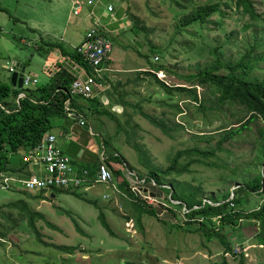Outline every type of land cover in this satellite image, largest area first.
<instances>
[{
    "label": "rangeland",
    "instance_id": "374dc122",
    "mask_svg": "<svg viewBox=\"0 0 264 264\" xmlns=\"http://www.w3.org/2000/svg\"><path fill=\"white\" fill-rule=\"evenodd\" d=\"M83 1L85 3L86 0ZM177 1L191 8L199 1L204 5L211 0H191V3H187L186 0H96L93 6H89L94 14L93 24L102 25L101 33L103 30L115 41L113 51L108 58L111 64L106 67L108 66L106 61L100 76L106 75L113 85L121 82L126 84L131 80L130 84L121 89L129 94L127 100L132 107L139 105L142 113L158 122L164 121L168 129H176L177 125L186 127V130L178 129L167 135L142 119L138 110L127 111L132 116L129 121L124 116L125 110L120 115L115 114L109 105L104 106L108 114L106 117L95 119L87 116L93 131L99 136L102 135V137H93L92 141L87 142L90 148L94 150L97 145L98 150L106 154L118 151L128 164L134 167L133 171L139 177L142 176L141 179L147 177L148 173L143 163L166 168L170 165V157L178 152L193 148L199 143L202 147L208 146L206 140L200 139L205 137L201 136L215 135L228 121L233 122L231 116L240 114L242 109H228L216 117L210 113L203 114L190 104L189 98L167 97L153 78L146 77L138 82L137 74L149 70L150 63L153 66L165 65L181 74H188L200 67L204 68L213 59L209 54L208 46L223 43L225 36L232 32L235 33L236 43L226 50V59L231 61L239 59V55L246 50L247 44L253 42V36L263 40L262 30L254 31L252 27L245 30L244 26L249 19H243L236 11L226 9L224 6L226 17L223 19L224 25L221 29L209 24L203 31L197 32L195 28H189V33L186 30L178 32L185 11L178 6ZM254 1L259 13L264 14V0ZM109 4L114 7L112 13L107 10ZM1 6H4V3L0 0V78L5 83H11L12 76L5 66L10 67L14 64L25 67V73L39 82L31 88L50 83L46 67L53 62L54 52L46 46L42 48L41 43L38 42H41L42 38L46 42L61 43L62 41L63 46L69 49V41L75 45L81 44L87 31L92 27V20L87 17L86 9L78 17L72 15L71 0H18L17 3L16 0H12L11 5L5 7L6 11H3ZM212 19L215 21L219 16L215 15ZM136 23L141 30L145 28L146 32L134 35L132 28ZM38 30L42 33L40 34ZM153 47L162 50V56H156L149 51ZM145 55H148V61ZM251 75L264 78V63H258ZM158 78L170 86L183 84L178 75L168 71L160 73ZM111 86L107 83L103 87L104 92L111 90ZM100 92L97 97L103 101V97L101 98L103 91ZM205 93L210 100L211 90L199 89L200 95ZM111 101L113 104L112 98ZM81 104L87 106L88 102ZM172 106H179L185 111V116H178V111ZM207 108L209 109V105ZM116 117L123 126L122 133L113 139L112 137L117 134V127L111 118ZM213 122L215 126L208 127ZM129 124L132 129H125ZM256 124L259 123L255 122L251 126L252 131H246L238 141H232L224 146V152L218 154L219 159L216 160L218 164L232 162L245 166L252 163L257 155V147L253 144L255 137L258 136ZM259 127L262 125L260 124ZM78 132L81 131L75 129V133ZM127 136L131 138L128 139ZM103 140H107V148L103 145ZM217 140L212 143L216 144ZM71 147L75 150L71 153L72 156L77 158L79 156V152L76 154L77 147L75 145ZM22 155L23 151L12 157L13 165L22 163ZM139 155L144 162H140ZM91 156L95 158L94 155ZM183 160L184 158L181 161ZM111 165L120 173L115 177L118 182H127L129 187L134 184L145 190L146 194L155 193L157 202L148 205L155 208L161 220L173 225L180 223L184 229H174L170 224L164 225L155 217L142 214L143 230L141 231L136 219L139 215L131 208V203L137 198L141 200V196L136 195L133 199L121 188V192L116 194L112 187L105 184L96 185L89 193L83 192L85 186L94 185L93 181H85L77 189L81 194L83 193L85 200L65 192L57 194L55 199L45 200L34 192L20 194L12 190H0V226L7 228V241L0 239L2 243L0 264H125L126 261L138 264H223L224 259L227 260V264H239L238 258L224 253V248L218 244V241L209 244L202 233H195L201 224L189 225L186 214L191 212L185 208H173L182 203H168L170 195L164 193L165 190L158 189L152 180L144 185H138L137 180L130 177L127 170L129 167L126 164L112 162ZM263 167L264 165H258L252 172L257 173L258 169ZM190 169L191 171L179 176L178 179L187 185H202L206 193L204 198L206 201L209 195L223 193L228 187L230 190L237 187L235 181L232 184L221 183L224 168H209L197 163L190 166ZM252 172L249 170L243 176L253 175ZM166 185L172 186L169 181ZM107 191L110 192L106 193ZM105 193L110 194L111 198L105 199ZM87 200H93L99 205L105 204V209L95 210V206L90 205ZM245 200L249 201V210H258V207L264 203V194L257 196L246 193ZM20 202H26L31 212L43 216L34 221L43 243L38 241L37 233L29 229L28 219L20 215L22 206L17 208L9 206ZM99 210L104 213L113 235L102 226ZM175 210L177 215L173 212ZM180 218L182 222H177ZM218 223L219 220L214 218L211 227ZM252 227L258 232L261 228L260 222ZM237 235L231 238L233 242L237 241ZM257 235L245 241L249 246L247 249L241 251L237 248L238 253L246 254V264H264L263 243L257 244L254 241ZM63 247H75V253L68 254L62 250Z\"/></svg>",
    "mask_w": 264,
    "mask_h": 264
},
{
    "label": "trees",
    "instance_id": "16d2710c",
    "mask_svg": "<svg viewBox=\"0 0 264 264\" xmlns=\"http://www.w3.org/2000/svg\"><path fill=\"white\" fill-rule=\"evenodd\" d=\"M186 1L187 3H191V0ZM177 4L185 11L184 16L180 20L178 32L186 30L189 33V28H195L197 32L199 30L203 31L209 24L216 25L221 29L224 25L223 19L226 17L223 9L224 6L226 9L236 11L243 19H249V22L244 26L245 30L251 27L254 31L262 30L263 40L253 36V42L247 44L246 50L239 55V59L231 61L230 59H226V50L236 43L234 41L235 33L232 32L230 35L225 36L223 43L216 46H208L209 54L213 59L204 68L200 67L196 71L188 74H181L173 69H169L165 65L153 66L150 63L152 69L150 68L145 72H139L137 74L138 82L144 80L146 77L153 78L156 85L164 91L167 97L185 96L189 98L190 104L195 106L198 112L203 114L210 113L216 117L228 109H242L240 114L231 116L233 122L228 121L224 126L220 127L215 135L201 136L205 137L200 139L203 141L206 140L208 146L202 147L198 142L199 144L195 147L178 152L175 156L170 157V165L166 168L148 166L146 163H143L148 172L144 180L146 183L152 180L157 184L158 189L165 190L166 192L164 191V193L170 195L169 200H167L168 203H172V200L182 202V204L175 205L173 208H185L191 212L186 214L190 223L189 225L194 223L201 224L195 233H202L207 238V243L211 244L218 241V244L223 246L224 253H228L236 259L238 258L239 264H246V254L243 252L238 253L237 248L241 251L247 249L249 246H247L248 243L245 244V241L257 234L261 235H257V239L254 240L255 243H263L264 247V203L258 207L257 211H251L249 210V201L245 200L246 193L248 195L257 194V196L264 194V167L258 169L257 173L252 172L256 170L258 165H264V78L251 75L252 70L258 63H264V14L259 13L254 0H211L210 3L204 5L199 1L196 6L194 5L191 8H188V5H183L181 1H177ZM3 11L6 10L3 9ZM215 15H218L219 19L214 21L212 18ZM138 25L136 23L132 28L134 35H140V33L146 32L145 28L141 30ZM101 35L109 38L112 43L115 42L108 34L103 32ZM253 35H255V32ZM46 45L49 49L57 50L63 60L68 59L71 64L82 69L84 74L91 79L95 86L105 87L107 83H110L112 85L110 88L112 91L106 90L103 93L107 95L108 101L111 103L112 98L115 106L123 107L125 110L124 116L129 121L132 116L127 111L132 109L138 110V114L142 119L163 131L164 134L170 135L169 133L175 132L178 129L186 130V127L182 125H177L176 129H168L164 121L158 122L156 119L142 113L139 105L132 107L127 100L129 94L121 89L130 84L131 80L126 82V84H122L121 82L113 85L106 75L97 77L94 69L78 50L68 51L61 44L46 43ZM149 51H152L156 56H162L163 54L162 50L154 47ZM144 57L146 60L149 59L148 55ZM58 65L59 69L50 83L34 89L29 87L28 89L18 90L13 88L11 83H5L0 78V176L5 174L19 178H28L33 174L40 173L39 168L34 166L31 161H24V157L30 155L32 151L41 146L48 136H54L58 143V138L54 133L59 130L64 131V128L61 129L63 123L68 121L70 123L75 122L80 124L79 121L71 119L66 113L68 103L70 104V111H74L76 116L81 118L84 123L83 127L87 130L89 129L87 123L88 115L95 119L104 118L108 115L104 110L103 102L97 96L90 98L71 97L70 87L79 78L70 73L67 68L63 67L62 63ZM8 71L11 73L10 69ZM165 71L178 75L179 79L183 81V84L181 86H170L160 80L158 74ZM200 88L211 90L212 96L210 100L207 98V93L203 95L199 94ZM20 94H25V98L19 100ZM79 100L87 101L88 105H80ZM162 104L167 106L165 103ZM207 105H209V109ZM172 107L178 111V116H185V111L179 106ZM111 119L117 127V134L112 137L115 139L122 133L123 125H121L117 117ZM255 122L259 123L256 124L258 127V136L255 137L253 142L254 147H257V155L253 158L252 163L246 164L245 166L232 162L218 164L216 160L219 159L218 154L224 152V146L232 141H238L246 131L251 132V126ZM214 123L208 127L215 126L213 125ZM260 124L262 127H259ZM125 129L132 128H130L129 124V127H125ZM127 138L130 139L131 137L127 136ZM215 140H217V143L213 144L212 142ZM106 141L103 140L105 148L108 146ZM57 145L60 147L59 143ZM22 151V163L13 165L12 157ZM107 156V161L109 162L124 163L130 170L134 169L116 150L107 154ZM139 157L140 162H144L142 156L139 155ZM183 158L184 160L181 161ZM212 159H215V161H212ZM197 163L208 166L209 168H224L221 183L232 184L235 181L237 187L234 190H230L228 187L223 193L209 195L206 201L204 199L206 193L202 185H187L181 183L178 179L179 176L191 171L190 166ZM98 165L99 163L85 164L84 166L72 162V166L79 173L82 169L89 171L87 180L90 181L95 180L96 172L99 168ZM249 170H251L253 175H249L248 177L246 175L243 176ZM113 174L114 177H118L120 173L113 169ZM240 178H242L241 181ZM168 181L172 186L167 187L166 184H168ZM119 186L131 198L135 199L136 195L131 191L127 182L120 183ZM60 192H65V190H54L55 194ZM22 193L25 194L26 192ZM131 204L133 211L139 215L136 219L141 231L143 230L141 226L142 214L155 217L164 225L170 224L169 222L161 220L155 208L147 206L144 201L137 198ZM20 205L22 206L20 215L28 219L29 229L37 233V239L41 242V237L38 235L34 221L36 218H43V216L31 212L26 202L9 204L10 207L14 208L20 207ZM173 212L177 215V210ZM99 217L101 218L102 226L113 235L105 220V215L100 213ZM214 218L219 220V223L211 227ZM8 219L10 218L8 217ZM178 221L182 222L181 218L179 220L177 219ZM243 222L244 224H240ZM258 222H260L261 228L256 232L252 226H255ZM170 225L174 229H184L180 223ZM0 228V239L7 241V228L5 226H0ZM235 234H238V239L233 242L232 239ZM75 249V247L62 248L68 254L75 253ZM125 264L138 263L126 261ZM223 264H227L226 259H224Z\"/></svg>",
    "mask_w": 264,
    "mask_h": 264
},
{
    "label": "built area",
    "instance_id": "2783aa9c",
    "mask_svg": "<svg viewBox=\"0 0 264 264\" xmlns=\"http://www.w3.org/2000/svg\"><path fill=\"white\" fill-rule=\"evenodd\" d=\"M95 1L96 0H88L89 6H93L95 4ZM107 10L108 12L112 13L114 11V7L112 5H109ZM81 11L82 5L78 4L77 8L75 9V15H80ZM101 29L102 25H98V23H95L94 27L88 31L86 41L77 48V50L86 58L88 64L94 69L97 77H101L100 72L113 51V43L109 38L101 36ZM17 67L19 68V66L15 64L11 66L10 72L14 73ZM159 75L160 74H158V76ZM89 80L92 84H94L91 79ZM36 83L37 81L33 80L29 75L25 73L23 84L24 89H28ZM92 88V85H87L80 79L72 83L70 87V96L74 98H90L94 94ZM22 98H25V94L19 95V100H22ZM66 113L71 119H76L77 121H79L80 126H84L81 118L76 116V113L74 111H70L69 103L66 106ZM57 144V140L54 136L46 137L41 146L32 151L30 155H26L24 157V161H31L34 166L39 168L38 170L40 171V173L33 174L28 178H19L2 174L0 176V190L29 192L46 191L48 193L46 195H49V192H52L55 189H76L80 187L85 181L89 182L90 180H87L89 171L87 169H82V171L79 173V171L74 166H72L71 157L64 153V151L60 147H58ZM107 160L108 156L106 152H102L98 162L99 168L96 172V178L93 182L110 186L116 191V193L121 192L118 186L120 182L115 179L113 174L114 168L111 165L112 162H109ZM128 172L132 179L137 180L138 185H144V179H140L135 172L133 173L130 170H128ZM130 184L132 185L131 182ZM130 188L135 195L141 196L140 199L143 200L147 206H150L148 204L152 205V203L157 202V196H151L150 193L146 194V192L141 190L142 188L134 184L132 185V187L130 186ZM110 198V194L105 195V199Z\"/></svg>",
    "mask_w": 264,
    "mask_h": 264
},
{
    "label": "crops",
    "instance_id": "0c3cea01",
    "mask_svg": "<svg viewBox=\"0 0 264 264\" xmlns=\"http://www.w3.org/2000/svg\"><path fill=\"white\" fill-rule=\"evenodd\" d=\"M1 1H3V3H4V6H1V8L6 9L5 7L11 5V1L12 0H1ZM17 1L18 0H16V3H17ZM78 4L82 5V11H81L80 15H82L84 9H86V11H88L87 17L92 20V27L89 29V30H91L94 27L93 21L95 19H94V14H93L92 9H89L90 7H89V4H88V0H86L85 3H84L83 0H71L72 15H75V9L77 8ZM80 15H78V16H80ZM75 16L78 17L77 15H75ZM82 21L84 22V19H82ZM38 31H39L40 34L42 33L41 30H38ZM88 31H87V33H88ZM103 32L104 31L102 30V33ZM85 41H86V37L84 38V41L81 44H77V45L72 43V41H69V43H68L69 49H67L66 47L63 46V44H62L63 42L62 41H61V43L60 42H46L42 38L41 42L39 41L38 43H41L42 48H43V46H47L46 43L61 44L66 50L74 51V50H77V48L79 46H81ZM38 49L40 50V45L38 46ZM53 52H54V54H52V56H53L54 60H53L52 63L48 62L49 65H47L48 67H46V74L50 77V81L55 76L56 72L59 69V65L58 64H61V62L65 61V60H68V59H64L63 60L62 58L60 59L61 55H60V53L57 50H53ZM52 56H50V57H52ZM109 64H111L110 60L107 61V65L108 66H106V65L105 66L109 67L110 66ZM72 65H74V64H72ZM11 66H13V65H11ZM78 70L82 71V73L84 74V71L82 69H80L79 67H78ZM35 81H37V80H35ZM38 83L39 82L37 81L36 84H38ZM36 84H34V85H36ZM95 87H98V86H95ZM99 90L104 92V88L103 87H100ZM103 96L107 97L106 94L102 93L101 97H103ZM84 102L85 101H80L79 100V104L80 105H82V106L85 105L86 106V104H81V103H84ZM109 105H110L111 108L116 107L114 104H111L110 101H109ZM87 123H88V128H89L88 130L85 127L79 126L78 123L72 124V123L67 121V122L63 123L62 126H61V129L64 128V131L63 130H59V131H57L58 134L54 133L56 135V137L58 138V143L60 144L61 148L63 149V151L68 156L71 157L72 162H75L76 164H81V165H84V166H85V164H95V163L98 164L99 158H100V153L102 152V151L98 150V146L97 145H95L96 147L93 150V149L90 148L89 144L87 143L90 140L92 141L93 137H101L102 136V135H100V136L97 135L93 131V129L91 128V125L89 124V121ZM75 129H78V131H81L82 133L81 132L75 133ZM60 141H62V143ZM74 145L77 147L76 154L79 152V156H77V158H74V156H72V154H71L72 152L75 151L74 148L71 147V146H74ZM91 154L94 155L95 158H92ZM119 184H118V186H119ZM96 185H99V184L94 183L93 186H90V185L85 186V188L83 189V192L89 193L90 190L92 188H94ZM119 188H120V186H119ZM77 189L78 188H76L74 190H70V191H65V193L75 194L76 196H78V198H80L82 200H85V196H83V193L81 194L80 191H77ZM109 192L110 191H107L106 193H109ZM60 193H64V192H60ZM106 193H105V195H106ZM90 195H91V198H92V194H90ZM105 195H104V198H105ZM37 196H39V195H37ZM56 196H57V194H55V198H56ZM40 198L45 199L46 196L40 195ZM87 201H88V203L90 205L95 206V210L96 209H101V210L105 209L104 208L105 204L104 205H99L97 202H95L93 200H90V201L87 200ZM101 210H99V212L104 214Z\"/></svg>",
    "mask_w": 264,
    "mask_h": 264
},
{
    "label": "water",
    "instance_id": "95a60500",
    "mask_svg": "<svg viewBox=\"0 0 264 264\" xmlns=\"http://www.w3.org/2000/svg\"><path fill=\"white\" fill-rule=\"evenodd\" d=\"M62 66L67 68L70 73L74 74L79 79H82L87 85H91L87 75L83 74L82 71H79L78 68H76L75 65H72L68 60L63 61L62 62ZM5 68L7 70L10 69V67H8V66H5ZM25 72H26V68L19 66V68L17 67L16 71L14 73H12L10 82H11V85H12L13 88H16L18 90H23L24 89L23 84H24ZM98 95H99V93H97L95 91V96H98ZM102 100H103L102 102H103L104 106H108L109 105V101H108V98L106 96H103ZM123 112H124L123 107L116 106V107L113 108V113H115V114H119L120 115ZM151 196H155V193H151ZM52 198H55V194L54 193L52 194Z\"/></svg>",
    "mask_w": 264,
    "mask_h": 264
},
{
    "label": "clouds",
    "instance_id": "9594fccd",
    "mask_svg": "<svg viewBox=\"0 0 264 264\" xmlns=\"http://www.w3.org/2000/svg\"><path fill=\"white\" fill-rule=\"evenodd\" d=\"M110 5V4H109ZM106 64V63H105ZM104 64V65H105ZM104 67V66H103ZM163 73V72H162ZM160 74V73H159ZM86 75V74H85ZM88 77V76H87ZM88 79H90V78H88ZM80 80V79H79ZM82 80V79H81ZM83 81V80H82ZM90 81V80H89ZM84 82V81H83ZM90 84L92 85V87H93V92H94V94L93 95H95V91L97 92V93H99L100 94V90H99V88L98 87H95V84H92L91 82H90ZM99 91V92H98ZM128 170H130L129 168H127ZM130 171H132V172H134L133 170H130ZM138 176V175H137ZM139 177V176H138ZM140 178V177H139ZM141 179V178H140ZM145 181V180H144ZM146 183V182H145ZM144 183V184H145ZM157 185V184H156ZM236 187H234V189H235ZM233 189V190H234ZM61 190H65V191H70V190H74V189H61ZM12 191H14V190H12ZM144 191V190H143ZM18 193H21V194H23L22 192H26V193H33L34 191H31V192H29V191H17ZM145 192V191H144ZM35 194H39V196L40 195H42V196H46V198H45V200L46 199H55V198H52V193H54V190L52 191V192H49L50 194L49 195H46V194H48L46 191H41V192H34ZM117 194V193H116ZM150 195H151V193H150ZM156 196V195H155ZM172 202H178V201H174V200H172ZM179 204L180 203H182V202H178ZM251 211H257V210H252L251 209Z\"/></svg>",
    "mask_w": 264,
    "mask_h": 264
}]
</instances>
